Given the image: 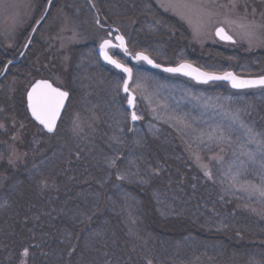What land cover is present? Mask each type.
I'll return each instance as SVG.
<instances>
[{
  "label": "trees",
  "instance_id": "obj_1",
  "mask_svg": "<svg viewBox=\"0 0 264 264\" xmlns=\"http://www.w3.org/2000/svg\"><path fill=\"white\" fill-rule=\"evenodd\" d=\"M92 2L106 24L131 20L134 50L162 60L185 52L212 71L233 66L256 74L264 67V50L247 54L233 44L190 54L189 35L154 0ZM45 26L0 81V264H264V201L233 192L219 170L205 176L193 141L169 123H160L159 133H122L118 73L98 62L94 46L60 49L46 39ZM6 54L0 51V75ZM136 68L134 77L168 85L157 72ZM47 71L67 78L71 94L53 135L31 120L25 100L32 79L50 78ZM218 85L206 92L228 97L264 144V90L236 93ZM89 104L98 123L72 135L67 120L73 112L89 118Z\"/></svg>",
  "mask_w": 264,
  "mask_h": 264
},
{
  "label": "rangeland",
  "instance_id": "obj_2",
  "mask_svg": "<svg viewBox=\"0 0 264 264\" xmlns=\"http://www.w3.org/2000/svg\"><path fill=\"white\" fill-rule=\"evenodd\" d=\"M58 1L53 20L50 21L48 19L49 15H47L43 23L38 27L36 34L46 25V39H48L47 36H51L52 41L60 49L76 44L79 46H94L96 53L97 47L102 40L108 38V33L96 23L98 18L89 2L87 0H54L52 5ZM173 2L175 0H154L155 5L160 10L174 17L185 29L190 38L186 42L190 54L196 49L203 51L210 46H221L222 42L215 36V30L219 26H224L235 38L236 43L233 44V49L242 51L245 49L247 54H256L264 50V0H188L191 4L202 5L204 11L197 7L180 10L168 8L167 5ZM5 3L15 5V7L9 8L7 11L0 10V45L13 58L17 59L16 57L23 52L39 20L45 14L48 0H5ZM233 4L235 5L234 7ZM179 11L184 12L188 18H182L178 14ZM12 18L15 19L14 26L6 25L5 22L8 21L10 24ZM189 19L192 21L191 24ZM194 25H199L198 33L194 32ZM249 25H254L255 27L249 28ZM114 27L121 31L128 42L131 40L134 32V24L131 20L119 19ZM36 34L28 49L32 47ZM46 41L49 44L52 43L51 39ZM46 41L44 42L46 43ZM131 50L134 52L138 51L132 47ZM112 53L119 60L128 63L127 59L119 51H113ZM186 56L185 52H181L180 55H171L169 57L162 54L161 57H165L166 60L160 59L159 56L153 57L157 62L167 65L186 61ZM96 57L98 62L103 65L97 53ZM103 66L114 71L109 66ZM136 67V69L145 68L143 65H137ZM228 69L236 70L233 66L225 70ZM39 70V74H43L41 72L42 67ZM47 72V75L56 85L66 89L68 85L67 78L65 80L61 73ZM239 73L243 75H262L264 74V67L261 72L256 74ZM158 74L167 78L168 85L160 83L162 81L161 78L154 80L135 75L131 89L137 97L136 114L141 119H139V123L132 125L130 113L126 107L128 97L121 92L125 78L124 75L118 73L117 90L122 107V113L119 115L121 118L118 122L121 124L122 133L135 136V134H143L146 131L145 129L153 133H159L161 131L160 123H169L177 127L191 139V142L193 141L194 148L197 150L194 156L196 159L199 157L197 160L203 165L205 170H210L212 175L213 172L219 170L222 178L229 181L230 189L233 192L249 198L247 193L239 190L240 183L247 180L255 185L264 184V169L261 168L260 161V155L264 153V144L259 140V136L256 135L254 142H248L249 134L247 129L250 127L241 120L239 114L232 108L229 98L221 95H210L206 92L207 89L210 90L211 88L218 90L220 88L218 84L197 86L184 78ZM32 81L34 80L32 79ZM137 82L140 83V88L136 87ZM103 89L108 90L106 86H103ZM103 102L102 100L101 103L105 105ZM89 111V118H85V120L82 112L71 113L67 123L70 125V133L72 135L80 136L85 128L98 123L99 114H97L94 104L90 105ZM233 114L238 116V120L235 123H232L231 120ZM147 116H149V119ZM229 123H232L233 128L230 143L208 139L207 133L218 125ZM241 123L245 127H241ZM252 132L254 133L253 129ZM202 133L205 134L202 136L203 142L198 139ZM249 151L256 152L254 163L248 162L247 156L243 155ZM237 156L246 162L245 168L247 172L245 176L240 178V183H236L235 187H233L234 182L231 180V174L228 169ZM219 157H223V160L218 159ZM233 170H235V165H233ZM133 172L136 174L138 172L137 168ZM126 180H129V178L127 177ZM252 198L262 200L258 195Z\"/></svg>",
  "mask_w": 264,
  "mask_h": 264
},
{
  "label": "snow or ice",
  "instance_id": "obj_3",
  "mask_svg": "<svg viewBox=\"0 0 264 264\" xmlns=\"http://www.w3.org/2000/svg\"><path fill=\"white\" fill-rule=\"evenodd\" d=\"M48 2L49 4H51V0H48ZM234 6L235 5L233 4V7ZM12 7H15V5L6 4L5 0H0V10L7 11L9 8ZM167 7L173 10L189 9V8L197 7L200 8L201 11H204L202 5L191 4L188 2V0H175V2L169 3ZM178 14H180L182 18H188L182 11H179ZM5 23L6 25L14 26L15 19L12 18L10 24L8 21H6ZM96 23L100 24V21L97 19ZM189 23L190 24L192 23L191 19H189ZM193 27H194V32L198 33L199 25H194ZM254 27H255L254 25H249V28H254ZM216 34L220 36L221 39H226V40L232 39L231 36L225 33L223 28H218ZM109 35H111V33H109ZM116 40L119 41V44H113L112 40L110 39H103L99 46L100 54L103 56L104 60L108 64L113 65L117 69H121L124 73L127 74V78L123 82V90L125 93H128L129 82L132 81L133 79L132 69L128 67L126 64L122 63L120 60L110 55L108 49L120 48L123 50L126 56L130 55V53L128 48L126 47L125 40L122 35H117ZM21 55H23V53H21ZM133 58L136 59L137 61H145L148 64L153 65L154 67L157 68L161 67L159 64H156L153 61V59H151L144 52H136ZM9 63H12V61H9ZM163 70L169 73H181L185 76H190L193 79L197 80L198 82H202V83H207L208 81H215V80L229 81L231 83L232 88L234 89L256 88V87L264 88V76H260L255 79H241L232 72H225L222 75H217L215 73L203 72L198 68H194L190 63L187 62L181 63L176 67H167L164 68ZM136 87L137 88L141 87L139 82L136 83ZM68 98H69V92L61 90V88L59 87H54L49 80L46 79L37 80L34 84L31 85L30 90L27 92V110L30 111L31 116L36 121H38L39 124L42 125L44 129H46L49 133H52L56 129L57 126L56 122L60 117L61 110L65 107V101ZM127 102L130 106H134L135 97L129 95ZM139 119H141V117L138 116L135 111H133L131 113V120L135 122ZM231 120L232 123L237 122L238 116L233 114ZM232 123L218 125L215 129H213L211 132L206 134L208 139L215 141H227L230 143L232 131H233ZM240 126L245 127V125H243L242 123ZM3 127L4 126L0 124V128ZM21 127H23V125H21ZM247 133L249 134L248 142H254L256 139V135L258 134H254L251 128L247 129ZM203 135L205 134L202 133L201 137H198V139H201V142H203L202 141ZM137 143H139V141H137ZM221 151H223V149H221ZM243 155L247 156V161L250 163H254L256 160L255 151H249L247 153H244ZM119 158L120 157L117 156L109 159L108 166L115 167L116 161ZM125 159L127 160V157H125ZM197 159H199V157H197ZM218 159L222 161L223 157H219ZM260 161H261V168L264 169V153H261ZM9 163H12V161L9 160ZM245 164L246 162L240 159L239 156H237L236 160L229 165L228 171L231 174V180L234 182L233 187H235L236 183H240L241 177L245 176L247 172V169L245 168ZM233 165H235V170H233ZM204 174L209 179H212V173L210 170H205ZM117 179L125 180L127 179V175L124 173H118ZM41 184L42 187L45 188L47 187L46 181H42ZM239 190L244 193H247L249 198L258 195L262 199V201H264V184L255 185L245 180L243 183H240ZM253 211L256 210L253 209ZM28 255H29V249L24 248L23 256L27 257ZM22 264H26V262H22ZM149 264H151V261H149Z\"/></svg>",
  "mask_w": 264,
  "mask_h": 264
},
{
  "label": "water",
  "instance_id": "obj_4",
  "mask_svg": "<svg viewBox=\"0 0 264 264\" xmlns=\"http://www.w3.org/2000/svg\"><path fill=\"white\" fill-rule=\"evenodd\" d=\"M53 1H54V0H51V4H49V2H48V6H47V8H46L45 14H44L43 17L41 18V20H39L38 24L36 25V28L33 30L32 34H31V36H30V38H29V40H28V42H27V44H26V46H25V48H24V50H23V52H22L23 55H20V58H19L17 61H13L12 63H9V64L6 66V68H5L6 70H4V72H3L2 75L0 76V81L3 79V77H4V76L6 75V73L8 72V68H9V66H10V65H13V64H17V63H19V62L22 60V58L25 56V54H26V52H27V50H28V48H29V46H30V44H31V42H32V40H33V38H34L36 32H37L38 27L43 23V21L45 20V18H46L47 15L49 14V11H50V9H51V5H52ZM87 1L89 2L91 8L94 10V13L96 14V16L99 18V16H98V10H97V8L95 7V5L92 3L91 0H87ZM218 28H223L224 31H225V33H226L227 35L231 36L232 39H231V40L221 39V37L218 36V35L216 34V31H217ZM218 28L215 30V36H216V38H217L219 41H221V42H223V43H227V44H235V43H236L235 38H234V37H233V36H232V35L226 30V28H225L224 26H219ZM110 29H111L113 32H115L116 35L113 36V34L111 33V35H109L107 39L112 40L113 44H119V41L116 40V36H117V35H122V36L124 37L125 44H126V47H127L128 50H129L130 55H127V56H126V55L124 54L123 50L120 49V48H109V49H108L109 54L112 55L114 58L118 59L117 57H115V56L113 55L112 52H113V51H119V52H120V53H121V54H122V55L128 60V63H125V62H123V61H121V60H120V61H121L122 63L126 64V65H127L128 67H130V68H131L130 65H143V66H145V68H147V69H149V70H152V71H155V72H158V73H161V74H163V75H165V76H169V77H180V78L187 79V80L193 82V83H194L195 85H197V86H210V85H212V84H225V85L228 86V88H229L232 92H247V91H259V90H264V88H261V87H256V88H243V89H234V88H232L231 83H230L229 81H225V80H215V81H208L207 83H202V82H198L197 80L193 79V78L190 77V76H185V75H183V74H181V73H169V72H165L163 69H164V68H167V67H176V66H178V65L181 64V63L187 62V63H190L194 68H198V69H200V70L203 71V72L215 73V74H217V75H222V74L225 73V72H232L233 74H235L237 77H240L241 79H255V78H258V77H260V76H264V74H262V75H240V74L236 73L235 70H232V69L226 70V71H224V72L208 71V70H206V69H204V68H202V67L198 66L197 64H195V63H193V62H190V61H181V62L176 63V64H167V65H166V64H162V63L157 62V61H156V60H155L150 54H148V53H146V52H144V51H137V52H144V53H145L146 55H148L151 59H153V61H154L156 64H159L161 67H159V68L154 67L153 65H150V64H148V63L145 62V61H137L136 59L133 58V57H134V54H135L136 52L132 51L131 48L129 47V44H128V40H127V38L121 33V31H120L118 28H116V27H112V28H110ZM117 29H118V31H117ZM99 46H100V44H99ZM99 46L97 47L96 53H97V56L99 57L100 61L103 63V65H105V66H109V67H111L112 69H114L116 72L123 74V75H124V78L126 79V78H127V74H126V73H124L121 69H117V68H115L113 65L108 64V63L104 60L103 56L100 54ZM118 60H119V59H118ZM131 69H132V68H131ZM132 74H133V70H132ZM133 77H134V74H133ZM38 80H41V79H38ZM46 80H49V79H46ZM36 81H37V80H36ZM36 81H35V82H36ZM49 81L53 84L54 87H57L56 85H54V83H53L51 80H49ZM35 82H34V83H35ZM34 83H33V84H34ZM132 83H133V79H132V81L129 82V92H128V93H125V92H124V90H123V85H122L121 92H122L123 95H125V96H127V97H129V95H132V96L135 97L134 106H130V105L128 104V102H127V104H126L127 110H128L129 113H130V121H131V124L134 125V124H136V123H139L140 120H137V121H135V122H133V121L131 120V113H132L133 111L136 112V107H137V103H136V98H137V97H136L135 93H134V92L132 91V89H131V85H132ZM30 88H31V86L29 87L28 91L30 90ZM59 88H60V87H59ZM61 90H64V89L61 88ZM28 91H27V92H28ZM64 91H66V90H64ZM67 92H68V91H67ZM69 98H70V94H69ZM69 98L65 101V107L61 110L60 117L58 118V120H57V122H56L57 126H56V129L54 130V132L49 133L46 129L43 128L44 131L47 132L48 134H54V133L56 132V130H57L58 126H59V123H60V121H61L62 115H63V113H64V111H65V109H66V107H67V103H68V101H69ZM26 100H27V95H26ZM127 101H128V99H127ZM28 112H29V114H30V116H31L30 111H28ZM31 118H32V119H33L38 125H40L39 122L36 121L32 116H31ZM40 126L43 127L42 125H40Z\"/></svg>",
  "mask_w": 264,
  "mask_h": 264
},
{
  "label": "flooded vegetation",
  "instance_id": "obj_5",
  "mask_svg": "<svg viewBox=\"0 0 264 264\" xmlns=\"http://www.w3.org/2000/svg\"><path fill=\"white\" fill-rule=\"evenodd\" d=\"M102 25V26H101ZM101 25H99V27L100 28H102L104 31H106L107 33H108V36H109V33H112V34H114L113 36H115V32H113L110 28L111 27H109L110 25H108V24H106L105 22H102V24ZM0 51H3V52H7L8 54H6V58H5V60H6V63H5V65H4V67H3V70H2V72H1V74L4 72V70H5V68H6V66L9 64V61H16L17 59H19V56L20 55H18L16 58L17 59H15V58H13L12 57V55L4 48L3 49V47H2V45H0ZM28 51H29V49H28ZM28 51H27V53H28ZM27 53H26V56L25 57H27ZM25 57H23V59L25 58ZM22 59V60H23ZM21 60V61H22ZM20 61V62H21ZM3 61L0 59V63H2ZM19 62V63H20ZM19 63H17V64H19ZM14 65H16V64H14ZM11 66H13V65H10L9 66V68H8V71H9V69H10V67ZM8 73V72H7ZM3 80V79H2ZM26 94H27V92H26ZM26 94H25V100H26Z\"/></svg>",
  "mask_w": 264,
  "mask_h": 264
}]
</instances>
